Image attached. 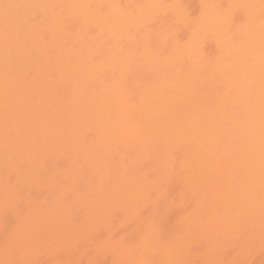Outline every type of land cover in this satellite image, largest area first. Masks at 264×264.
<instances>
[{"label":"bare ground","instance_id":"1","mask_svg":"<svg viewBox=\"0 0 264 264\" xmlns=\"http://www.w3.org/2000/svg\"><path fill=\"white\" fill-rule=\"evenodd\" d=\"M0 264H264V0H0Z\"/></svg>","mask_w":264,"mask_h":264}]
</instances>
